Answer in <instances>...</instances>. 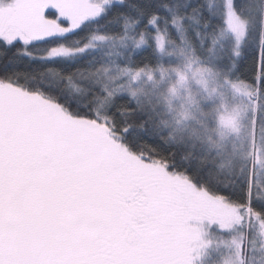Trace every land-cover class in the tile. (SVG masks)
I'll use <instances>...</instances> for the list:
<instances>
[{"label":"snow or ice","instance_id":"6c2138e0","mask_svg":"<svg viewBox=\"0 0 264 264\" xmlns=\"http://www.w3.org/2000/svg\"><path fill=\"white\" fill-rule=\"evenodd\" d=\"M237 103L255 153L264 0H0V264H264V167L168 144Z\"/></svg>","mask_w":264,"mask_h":264},{"label":"trees","instance_id":"16d2710c","mask_svg":"<svg viewBox=\"0 0 264 264\" xmlns=\"http://www.w3.org/2000/svg\"><path fill=\"white\" fill-rule=\"evenodd\" d=\"M212 143H200L195 138L189 139L185 134V139L181 142L179 137L176 140H168L169 145H175L177 150V158L184 156L188 161H197V167L202 168L203 163L199 161L203 158L204 162L209 165L210 174L220 181H230L237 170L241 168L245 155L251 156L250 148L246 152H241L240 147L234 149L231 144L221 147L216 139L217 135H213ZM211 149V151H210ZM225 149V150H224ZM214 165V167H213ZM239 192V188H237ZM264 196V192L261 193Z\"/></svg>","mask_w":264,"mask_h":264},{"label":"rangeland","instance_id":"374dc122","mask_svg":"<svg viewBox=\"0 0 264 264\" xmlns=\"http://www.w3.org/2000/svg\"><path fill=\"white\" fill-rule=\"evenodd\" d=\"M237 112H239L240 116L243 115L244 109L240 103L231 105L229 108V112L223 114L225 119V124L222 128L216 130V135H217L216 139L219 141L220 149L221 147L231 144L232 148L237 149L238 147H240V149L242 150L241 152H246L249 146H251L252 148L251 143H247V144L244 143V141L247 139V133L238 134L232 131L233 122H235L236 126L239 127V119L237 117ZM219 132H224V136L221 137L219 135ZM237 136L238 139L234 138ZM255 147H256L255 153H253L250 148L251 157L253 158L255 163L264 167V143H260Z\"/></svg>","mask_w":264,"mask_h":264}]
</instances>
